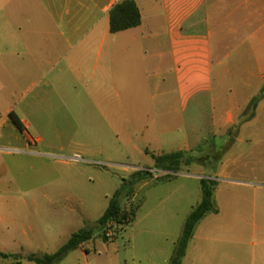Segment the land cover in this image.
Returning a JSON list of instances; mask_svg holds the SVG:
<instances>
[{
  "label": "rangeland",
  "instance_id": "1",
  "mask_svg": "<svg viewBox=\"0 0 264 264\" xmlns=\"http://www.w3.org/2000/svg\"><path fill=\"white\" fill-rule=\"evenodd\" d=\"M230 70L223 67L222 74L226 77ZM41 86L0 80V246H7L8 253L53 254L73 233L88 228L94 239L60 264H164L173 230L181 235L185 219L202 199L200 180L211 179L218 183L215 195L221 213L203 221L212 238L209 253L217 255L218 264L237 253L241 260L242 254L264 255V191H255L264 188V98L253 119L250 111L259 88L245 99L229 132L204 141L201 151L198 146L191 150L202 164L183 167L170 181H157L143 191L135 187L132 195L136 192L138 199L132 201L127 193L132 173L154 169V156L175 149L179 142L166 143L156 113L144 132L147 114L137 104L140 100L129 94L125 110L115 91L110 126L103 121L104 106L94 113L83 96L69 100L68 109L60 106L41 115L32 104ZM224 86L232 88L230 82ZM236 86L242 89L245 84ZM8 109L18 114L24 133L8 119ZM39 138L42 141L36 143ZM152 173L157 180L168 178L160 170ZM119 189L121 204L128 210L141 207L143 198L148 202L130 225H113L105 242L97 221ZM168 227L171 240H166Z\"/></svg>",
  "mask_w": 264,
  "mask_h": 264
},
{
  "label": "crops",
  "instance_id": "2",
  "mask_svg": "<svg viewBox=\"0 0 264 264\" xmlns=\"http://www.w3.org/2000/svg\"><path fill=\"white\" fill-rule=\"evenodd\" d=\"M134 1L141 26L113 34L114 0H0V80L41 83L32 103L41 115L60 106L68 109L69 100L86 97L94 113L104 106L103 121L108 125L112 91L125 110L130 94L147 114L144 132L156 113L166 143L179 142L165 153L191 151L229 132L245 99L264 85V0ZM228 66L231 70L225 77L222 69ZM226 82L231 89H225ZM240 82L245 84L242 89L236 86ZM12 112L16 113L8 109V117ZM170 180L154 175L136 188L143 191L157 181ZM255 191L260 195L264 188ZM137 199L135 192L132 201ZM140 202L138 210L148 199ZM220 213L219 208L213 215ZM204 220L183 264H218L217 255L209 253L212 238ZM169 231L170 227L166 240H171ZM173 231L164 264H169L180 236ZM0 250L9 252L7 246ZM242 255V260L238 253L221 258L219 264H258V259L264 264V255ZM26 262L0 260V264Z\"/></svg>",
  "mask_w": 264,
  "mask_h": 264
},
{
  "label": "trees",
  "instance_id": "3",
  "mask_svg": "<svg viewBox=\"0 0 264 264\" xmlns=\"http://www.w3.org/2000/svg\"><path fill=\"white\" fill-rule=\"evenodd\" d=\"M142 16L134 0H123L114 5L110 12V27L111 33L116 34L132 28L141 26ZM264 98V85L260 90V94L254 97L250 102L251 119L256 115V110L260 101ZM1 117V115H0ZM10 121L15 127L24 133V125L19 116L12 112L9 114ZM201 151L202 146L197 147ZM192 151H177L154 156L156 165L154 169L169 173L165 177H171V174L180 173L183 167L191 166L194 163H203L200 158L191 155ZM153 177L152 169L136 171L131 180L128 182L131 185V191L127 192L133 196L135 187L144 180ZM127 185V182L125 183ZM217 181L211 179H201L200 187L202 192L201 201L193 208L191 213L185 220L182 233L178 238L169 264H183L187 255L189 245L195 235L200 222L211 214H218L219 208L215 199ZM123 189L117 190L110 200L109 206L101 218L97 221L98 227L102 231V238L105 242L109 241L108 231L113 227L130 225L136 218L138 207L131 209L124 208L121 204ZM94 239V231L92 229H81L72 234L71 238L57 252L46 254L42 257L35 255L11 254L0 250V260L33 262L36 264H60L67 256L82 247L87 242Z\"/></svg>",
  "mask_w": 264,
  "mask_h": 264
},
{
  "label": "built area",
  "instance_id": "4",
  "mask_svg": "<svg viewBox=\"0 0 264 264\" xmlns=\"http://www.w3.org/2000/svg\"><path fill=\"white\" fill-rule=\"evenodd\" d=\"M123 0H114V2L117 4V3H120V2H122ZM109 233H108V237H109Z\"/></svg>",
  "mask_w": 264,
  "mask_h": 264
}]
</instances>
